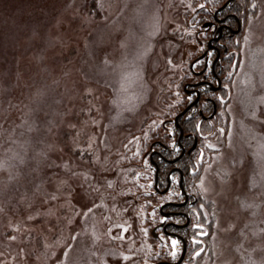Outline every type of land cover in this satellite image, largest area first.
<instances>
[{
    "label": "rangeland",
    "instance_id": "374dc122",
    "mask_svg": "<svg viewBox=\"0 0 264 264\" xmlns=\"http://www.w3.org/2000/svg\"><path fill=\"white\" fill-rule=\"evenodd\" d=\"M203 1L0 0V264L180 254L152 233L183 199L179 175L155 194L149 156L191 97L211 33L199 21L218 5ZM243 1L222 91L203 93L217 115L195 118L208 124L186 176L199 202L181 208L199 214L187 264H264V0Z\"/></svg>",
    "mask_w": 264,
    "mask_h": 264
},
{
    "label": "flooded vegetation",
    "instance_id": "af4514ba",
    "mask_svg": "<svg viewBox=\"0 0 264 264\" xmlns=\"http://www.w3.org/2000/svg\"><path fill=\"white\" fill-rule=\"evenodd\" d=\"M204 3L206 4V1ZM222 6H224L223 3L217 6L215 5L214 8H212L211 17H207V15L204 14L199 21L204 29V32L210 31L211 33L207 38L206 47L195 58V60L192 61L190 67L195 73L200 74V72H204H202L201 75L196 76V80L188 82L185 88L186 93L191 96L190 99H188V101L186 102V107L192 103V105H190L187 110L190 109L189 114H192V110L197 109L196 112H199L201 114L199 116L201 121L210 120L217 115L218 104L216 100L211 95H204L203 92H217L222 88L223 82L220 78H217V74H219L220 69H218L216 65L222 63L220 61L222 53L228 50V44L230 43V40L236 34H238L242 28V20H240L239 16H237L235 12L230 11L223 14L221 10ZM203 59V65L198 68V70L195 69L194 62L198 60L201 61ZM209 67L210 69H213V73L210 72L211 70H208ZM208 71L212 74V77L215 78L218 83H214L213 80L209 79ZM206 104L208 105V107L210 106V110L207 114L203 112L204 109H206L204 106ZM181 111L179 113L177 112L174 115L171 121L173 125L171 131H168L166 136H163L162 138H159L157 136L154 137V140L151 142V154L149 156V160L156 169L154 185L157 190L163 195L167 192L170 193L171 189H174V173H176V171H179V169L181 168L180 159L182 160V157H185V155H187L189 159L190 153L194 149H196V147H198L199 143L198 136L190 131L184 132L183 125L180 127V130L178 129V126L181 125L178 120L179 115L182 114ZM190 137L193 138L192 142L190 141ZM194 143H196V145L194 148H192ZM173 153L176 154L173 156ZM161 166L168 168V173L166 174L165 185H163L162 187H158L161 179L158 178L157 172L159 171ZM184 177L185 176L183 172L178 177V187L180 190L179 192L182 193L183 199H166V201L161 205L162 208L160 207V213L164 217V219L157 223L152 229L153 235L157 238L160 236L159 233L162 230L165 235L180 239L183 245L182 251L180 252V254L176 255V258L173 257L160 259L152 264H180L181 260H184L183 262L187 264L188 259L186 256L189 257L190 255V253L188 255V250H190V242L187 241L185 235H188L191 239L192 233L188 234V231L191 229V216L193 213L190 211L187 212L186 210H182L181 208L183 206H186L189 202H191L190 204H195L196 199L192 197L190 185L185 183ZM177 204L179 206L175 207L174 205ZM194 214L199 216V214ZM178 217H185V221H177L176 218L179 219ZM169 227L175 229L171 230L169 229ZM158 228L160 229V231L157 230ZM188 264L190 263L188 262Z\"/></svg>",
    "mask_w": 264,
    "mask_h": 264
},
{
    "label": "trees",
    "instance_id": "16d2710c",
    "mask_svg": "<svg viewBox=\"0 0 264 264\" xmlns=\"http://www.w3.org/2000/svg\"><path fill=\"white\" fill-rule=\"evenodd\" d=\"M203 1V0H202ZM208 2L209 0H204L203 2ZM213 2H214V0H212ZM216 1H218V5H220V4H224V6H222V12H223V14L224 13H226V12H235L236 14H237V16H239V18H240V20H244L243 19V12H244V1L243 0H216ZM212 3V2H211ZM210 14H211V12H210ZM207 15V14H206ZM241 30H242V28H241ZM241 32V31H240ZM231 45H232V42H231ZM229 50H230V43L228 44V50L226 51V52H223L222 53V55H221V64H217L216 65V67L218 68V69H220V72H219V74H217L218 76H217V78H220L221 80H222V82H224V79H223V64H224V61L226 60V57L228 56V52H229ZM231 54H229V56H230ZM203 65V64H202ZM201 65V66H202ZM208 70H211L210 72L211 73H213V69H210V67L208 68ZM202 72H204V71H202ZM202 72H200V74L199 73H195V72H193L192 71V74L194 75V76H198V75H201V73ZM219 91H222V90H219ZM224 91V90H223ZM204 92H207V91H204ZM203 92V93H204ZM213 97V96H212ZM214 99L216 100V102H217V104H218V106H219V102H218V100L214 97ZM186 105H187V103H185L184 104V106L178 111V113L182 110V109H184L185 107H186ZM209 110H210V106H209V108H208ZM206 109H204V113H206V111H205ZM208 111V110H207ZM189 112H190V109H188V110H186L185 112H183L181 115H179V117H178V120H179V122L181 123V125H179L178 126V129L180 130V127L183 125L184 126V132H192V133H194V134H196L197 136H198V140H199V143H198V146H199V144L203 141V138H200L199 137V133L200 132H203L204 130H206V127L207 126H205V125H207L208 123H206V124H201V125H199V127L198 126H196L195 127V118L197 117V118H199V116L201 115L199 112L197 113V112H195L194 114H189ZM208 113V112H207ZM206 113V114H207ZM203 122L204 121H208V120H202ZM204 126H205V128H204ZM162 128L164 129V128H166V126L165 125H163L162 126ZM202 129L203 131H200L199 129ZM197 131H199V132H197ZM191 138V137H190ZM191 142L193 141V138H191V140H190ZM201 141V142H200ZM198 149V147H196V149H194L191 153H190V157H189V159H188V157H187V155H185V157L183 156L182 157V160L180 159V161H181V168L179 169V171H176V175H181V173L183 172L184 173V178H185V183L186 184H188V181L186 180V176H187V173H188V170L191 168V164L194 162V164L196 165V163H195V160H196V150ZM188 167H189V169H188ZM164 170H167V171H164ZM155 171H156V169L154 168V181H155V177H156V175H155ZM168 173V168H166V167H160V169H159V171L157 172V175H158V178H162L161 176H162V174L164 175V177H165V183H166V174ZM165 185V184H164ZM158 187H162V185H161V182H159V185H158ZM154 189L156 190L155 191V194H157V195H159V196H161V194L162 193H160L158 190H157V188L155 187V185H154ZM163 195V194H162ZM155 197H156V195H155ZM199 202V200H197L196 202H195V204L194 205H196L197 203ZM194 205H192V206H194ZM175 207L176 206H179L178 204L177 205H174ZM181 206H183V205H181ZM183 207H185V206H183ZM177 208H179V207H177ZM191 221H192V223H191V228H193L194 229V226H195V224L197 223V222H199V216H197V215H195L194 213L192 214V216H191ZM186 236V239H187V241L188 242H190V245H189V249H190V251L189 252H193L194 251V248L196 247V241H192L190 238H189V236L188 235H185ZM187 254V253H186ZM184 260H181V262H180V264H185L184 262H183Z\"/></svg>",
    "mask_w": 264,
    "mask_h": 264
},
{
    "label": "water",
    "instance_id": "95a60500",
    "mask_svg": "<svg viewBox=\"0 0 264 264\" xmlns=\"http://www.w3.org/2000/svg\"><path fill=\"white\" fill-rule=\"evenodd\" d=\"M190 105H192V103L191 104H189L184 110H182L181 111V113H183V112H185L186 110H187V108H189L190 107ZM176 120H177V117H176ZM195 145H196V143H194V145L192 146V148H194L195 147ZM191 150V149H190Z\"/></svg>",
    "mask_w": 264,
    "mask_h": 264
},
{
    "label": "snow or ice",
    "instance_id": "6c2138e0",
    "mask_svg": "<svg viewBox=\"0 0 264 264\" xmlns=\"http://www.w3.org/2000/svg\"><path fill=\"white\" fill-rule=\"evenodd\" d=\"M177 241H172L173 246L177 245Z\"/></svg>",
    "mask_w": 264,
    "mask_h": 264
}]
</instances>
